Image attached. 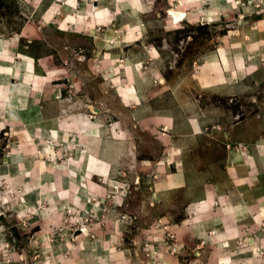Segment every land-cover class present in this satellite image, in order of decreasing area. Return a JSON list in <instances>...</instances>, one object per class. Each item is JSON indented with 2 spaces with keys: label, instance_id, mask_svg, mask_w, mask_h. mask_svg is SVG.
Returning <instances> with one entry per match:
<instances>
[{
  "label": "rangeland",
  "instance_id": "374dc122",
  "mask_svg": "<svg viewBox=\"0 0 264 264\" xmlns=\"http://www.w3.org/2000/svg\"><path fill=\"white\" fill-rule=\"evenodd\" d=\"M0 264H264V0H0Z\"/></svg>",
  "mask_w": 264,
  "mask_h": 264
},
{
  "label": "bare ground",
  "instance_id": "6f19581e",
  "mask_svg": "<svg viewBox=\"0 0 264 264\" xmlns=\"http://www.w3.org/2000/svg\"><path fill=\"white\" fill-rule=\"evenodd\" d=\"M117 4V3H116ZM117 8H119V7H117Z\"/></svg>",
  "mask_w": 264,
  "mask_h": 264
},
{
  "label": "crops",
  "instance_id": "0c3cea01",
  "mask_svg": "<svg viewBox=\"0 0 264 264\" xmlns=\"http://www.w3.org/2000/svg\"><path fill=\"white\" fill-rule=\"evenodd\" d=\"M191 216V215H190Z\"/></svg>",
  "mask_w": 264,
  "mask_h": 264
}]
</instances>
